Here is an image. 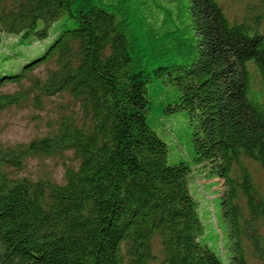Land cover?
I'll return each instance as SVG.
<instances>
[{"label": "trees", "instance_id": "1", "mask_svg": "<svg viewBox=\"0 0 264 264\" xmlns=\"http://www.w3.org/2000/svg\"><path fill=\"white\" fill-rule=\"evenodd\" d=\"M256 2L258 14L238 22L219 0H0V44L17 38L0 53L11 68H0V113L68 94L81 114L16 149L0 145V264H264ZM55 24L40 55L15 50ZM54 61L43 80L32 75ZM178 113L182 140V119L169 120ZM157 131L177 151L187 144L186 159L170 164ZM63 152L78 161L64 184L14 176L28 157ZM192 177L223 187L218 236L201 238Z\"/></svg>", "mask_w": 264, "mask_h": 264}, {"label": "rangeland", "instance_id": "2", "mask_svg": "<svg viewBox=\"0 0 264 264\" xmlns=\"http://www.w3.org/2000/svg\"><path fill=\"white\" fill-rule=\"evenodd\" d=\"M223 10L232 20L240 22L242 19L252 16L254 18L258 12L262 9L257 5L256 0H219ZM165 2H163L164 4ZM264 3V2H263ZM254 5V6H252ZM64 18L58 21L61 22ZM264 23V19H263ZM49 30V36L44 40H32V42L18 46L16 51L23 53V58L26 55H40L43 50L50 44L54 38V27ZM16 37H9L5 42L0 44V53L3 51V46L8 43H15ZM34 55V56H33ZM10 65L3 66L0 63V68H5L11 71ZM14 66H17L14 64ZM55 61L50 63L40 64L33 72L32 75L37 76L43 80L50 70H54ZM28 84L24 81L21 85L9 83L3 89V93H13L21 87H26ZM253 88L257 93L262 92V88L258 82H254ZM262 99L264 100V93H262ZM76 114L78 118H81L78 105L73 102L68 94L55 95L53 97H43L41 108H35L30 102L25 107H10L0 113V145L1 147H12L16 149L20 145L28 144L34 139L43 138L47 136L52 129L56 126V123L65 116L72 118L70 115ZM182 119V113L171 116L169 120ZM180 119V120H181ZM174 126V124H171ZM187 129V124L184 119L181 121V125L177 129L179 138H184V132ZM168 133V129L165 133ZM170 133V132H169ZM158 136L164 140L168 145V162L175 164L180 160L186 159L187 151L189 148L187 144L182 145L181 151H177L174 141H170L165 138L164 135L157 131ZM78 161L71 152L58 153L52 157H28L24 161L23 169L14 172V176L20 178H29L33 181L48 180L56 184H64L65 170L70 167L76 168ZM254 178L259 187L264 191V171L257 165L252 166ZM192 194L194 195L198 203L199 216L202 221L204 232L201 238H207L208 236H218L217 229V209L213 206V200L218 197L217 191L220 193L223 187H211L210 182H205L192 177ZM213 183V182H211ZM220 188V189H219ZM210 189V190H208ZM216 219V220H215ZM210 238V237H209ZM213 238V237H212ZM218 250H221V245L218 243ZM224 254V252H222Z\"/></svg>", "mask_w": 264, "mask_h": 264}]
</instances>
